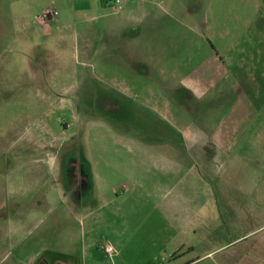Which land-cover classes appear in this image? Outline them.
Listing matches in <instances>:
<instances>
[{
  "label": "rangeland",
  "instance_id": "1",
  "mask_svg": "<svg viewBox=\"0 0 264 264\" xmlns=\"http://www.w3.org/2000/svg\"><path fill=\"white\" fill-rule=\"evenodd\" d=\"M47 10L70 26L46 35L35 21ZM77 12L74 0H0L1 236L15 221L38 233L58 217L65 232L51 233L74 251L91 220L96 264H139L103 250L120 248L105 230L113 189L182 190L202 174L207 201L180 237L190 243L169 255L147 233L145 252L166 255L150 262L264 264V205L233 191L258 186L264 168L249 143L264 125V0H171L140 35L103 36L102 21ZM213 141L237 143L219 160ZM234 167L241 176L229 181ZM74 205L82 208L63 211ZM141 210L152 234L153 204Z\"/></svg>",
  "mask_w": 264,
  "mask_h": 264
},
{
  "label": "crops",
  "instance_id": "2",
  "mask_svg": "<svg viewBox=\"0 0 264 264\" xmlns=\"http://www.w3.org/2000/svg\"><path fill=\"white\" fill-rule=\"evenodd\" d=\"M74 1L76 15L78 9H80L83 11L85 19H87L91 13L95 15L93 19H97L104 23V28L100 32L103 36H112L120 30L130 34L137 33L140 35L142 33V23L148 21L150 18L155 19V11L157 8L159 9L160 4L171 2V0H124L122 12H115L118 13L117 20H110L111 15L102 11V8H111V2H102V0ZM35 23H37V21H35ZM69 26L70 24L64 21V17L57 16L48 27L40 25V27L44 28L45 31L43 32L46 35L51 34L48 30L52 28L58 29L62 27L66 29ZM121 59L122 57H117L118 61H121ZM142 59L144 61L147 60L144 59V57H142ZM152 59H154V56ZM236 143L237 142L234 143L231 141L223 143L213 141L210 144L216 147L217 150L215 153L213 152V154L220 160L219 155L230 153V151L224 153L226 144L228 145L227 147H230L232 146L231 144ZM249 143H251L252 149L254 150L253 159L255 163L258 160L262 161L264 167V153L259 151L256 152L259 148L264 147V125L260 128L255 138ZM179 161L180 158L176 159L173 165H179ZM202 161L206 164L208 160L207 158H203ZM227 161L226 156H224L221 162ZM230 164L240 167L239 157L235 155L232 156ZM192 168L193 167L189 168L191 171L189 174L191 176H193ZM234 169H236V174L229 173V170L227 171L229 181H234L235 177L238 178L241 176L240 168L237 169L234 167ZM261 170L260 176L259 174L257 175V179L259 178L260 180L258 181V186L255 184L254 187L249 190H241L237 187V183L236 185L233 184V191L237 197H239L242 192L252 194L253 191L252 195L258 197L261 205H264V168H261ZM193 177L198 181V184H188L186 189L182 190H177L178 188L172 184H170V186L163 184L164 186L162 187V183H159L158 187L154 186L150 191H143L139 187L130 189L129 187L124 188L122 186V191L116 193L119 188H114L112 199L108 200L105 205V230L107 233L110 232V235L113 237L111 238L110 236V243L119 242L120 248H116L118 253L111 258H127L132 261H144L139 264H152V262H150L152 259L166 256L160 255L161 253L159 252L150 255L145 252L147 233L149 237H151L150 235H154L157 239L158 247L164 248L165 251L169 252V255L172 254L171 252L173 249L180 251L185 245L184 243H190L187 238L185 242L180 239V237L189 229L187 226L191 227L192 225L193 209L197 212L201 211L207 201L206 196L209 192L204 175L201 174ZM148 202H151L154 208V213L152 215V234L144 230L143 220L145 218H143V214L141 213L144 204ZM63 208V211L72 213L82 207L74 205ZM54 211L55 210L47 206L46 212L53 213ZM59 223L63 224L57 217L56 220L51 223V227L49 225L37 233L32 230V227H22L20 223L15 221L10 224L6 234H4V238L1 235L2 229L5 230V227L0 223V264H59V260L62 258L61 255H78L82 264H96L97 246L95 241H90V239L87 241L85 237L87 233L91 235V229H95L96 222H91V220L84 222L82 228V223L79 225L83 236L77 243V250L74 251L64 246L66 245L64 239L61 241L58 240V233L56 235L51 233L54 229L65 232L64 229L58 226ZM191 231L192 233L196 232L192 229ZM210 253L203 255L201 258L209 256ZM164 254H166V252H164ZM102 256L105 257V255ZM85 259L88 260L87 263Z\"/></svg>",
  "mask_w": 264,
  "mask_h": 264
},
{
  "label": "built area",
  "instance_id": "3",
  "mask_svg": "<svg viewBox=\"0 0 264 264\" xmlns=\"http://www.w3.org/2000/svg\"><path fill=\"white\" fill-rule=\"evenodd\" d=\"M109 2H111V9L114 12H119L123 9L124 7V0H108ZM56 13L54 11L51 10H47L44 11L38 18H37V22H39V24H41L44 27H48L49 24L55 19L56 17ZM104 252L106 253V255L112 257L114 255H116V250L115 248H113L112 245H106L103 248Z\"/></svg>",
  "mask_w": 264,
  "mask_h": 264
},
{
  "label": "trees",
  "instance_id": "4",
  "mask_svg": "<svg viewBox=\"0 0 264 264\" xmlns=\"http://www.w3.org/2000/svg\"><path fill=\"white\" fill-rule=\"evenodd\" d=\"M106 1L108 2V0H102V2H106Z\"/></svg>",
  "mask_w": 264,
  "mask_h": 264
}]
</instances>
